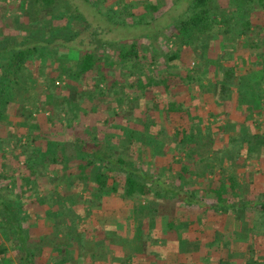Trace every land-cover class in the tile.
Masks as SVG:
<instances>
[{"label": "trees", "instance_id": "16d2710c", "mask_svg": "<svg viewBox=\"0 0 264 264\" xmlns=\"http://www.w3.org/2000/svg\"><path fill=\"white\" fill-rule=\"evenodd\" d=\"M6 1L0 0V3ZM224 1L225 5L221 6ZM224 1L219 0V5L215 6L214 0H191L184 14L173 24L177 42L192 48L196 54L198 45L206 46L201 53L204 55L209 42L218 39L213 33L215 27L223 42L235 40V15L245 18L240 23L239 35L235 36L249 34V18L257 10L264 11V0ZM57 5L58 0H29L24 10L25 19L28 23L36 24L41 30L38 31L39 35L33 33V29L26 24H17L19 36L6 35L2 25L0 27V150L9 147V141L15 138L16 130L6 138L1 136L2 128L12 125L9 116L14 111H21L20 118L23 121L18 126L29 128V134L17 152L11 150L14 153L10 156L4 152L0 156V241L3 238L10 245L4 246L0 242V264L13 262L11 253L16 257L17 264H42L43 261L44 264H70L75 255L80 253H86L93 264H99L106 255L89 249L92 243L90 236L94 238L96 234L86 233L82 228L81 221L84 218L81 216L85 210L83 204L91 205L106 194L123 200L144 202L149 210L147 223L158 220L157 217H164L166 231L171 235L179 229L178 214L191 209L195 212L192 214L193 219L182 218L187 225L191 223L198 227L199 231L208 224L217 228L223 220L233 232L234 244L242 246L244 250L241 254L244 264H264V235L256 232L259 223H264V181L251 188V183L247 186V181L239 180V172L245 175L243 163L241 167L228 166L230 170L223 168V162L230 158H222L220 151L214 149L216 134L220 137L223 134L219 124H215L217 130L211 132L207 128L199 129L195 123L178 126L171 122V117L188 116L186 108L177 104L175 98L169 99L176 94L173 92L175 87L181 84L194 82L202 93L209 89L217 99L228 97L238 80L235 65H223L230 57L222 53L216 59L214 87L206 90L205 86L199 84L197 72L183 78L171 70L173 62L178 59L177 53L164 57L161 74L152 75L149 72L143 76L140 70L143 55L135 39L127 50L121 51L120 47L115 46L113 50L116 51L117 61L111 64L113 68L117 69L123 64L129 66L130 70L138 68L134 86L140 90L148 89L149 94L158 98V103L153 105L156 111L144 105V114H133L126 126H117L119 132L111 131L100 136L97 126H89L88 119L83 118L88 112L80 111L79 105L87 101L91 107H96L98 99L107 98L102 90L107 72L97 68L100 60L96 59L98 52L71 49L67 41L72 39L54 42L53 37L60 32L57 28L47 26L44 35L40 34L45 28L43 19L57 18L53 14ZM151 7L156 9L153 5ZM109 12L112 16L117 14L111 10ZM80 22L84 23V20ZM118 42L120 44L122 41ZM259 42L261 40L257 39L256 43ZM256 43L251 42L247 47L252 51L255 49L258 58L264 63V50L259 54V44ZM57 47L81 53L75 71L65 68L51 54ZM113 50L110 48L111 53ZM101 57L103 59L104 56ZM200 58L202 60L204 57ZM51 60H55L53 66L59 72L55 77L57 79L61 76H65L66 80L81 76L89 78L80 88L81 93L67 91L68 98L54 97L51 87L56 88L55 78L48 75L44 79L41 77L43 67L48 65L47 62H53ZM131 77L129 73L110 79V86L116 88L121 84L132 88ZM40 81L45 85L44 91L36 89ZM32 94H35L33 101ZM39 96L49 100L44 107L37 104ZM118 106L119 99L103 104L104 109L110 107L112 111L117 110ZM41 109L48 110L52 116L49 122L56 124L55 115L60 127L65 129L63 138L53 139L51 131L44 133L45 137L41 136L34 118ZM109 123L111 121L106 119L105 124ZM252 125L257 127V132L253 134L247 130L248 136L243 133L240 139L244 152L240 156H251L249 149L252 147L257 150L264 148V125L257 120ZM235 140L239 141L234 136ZM235 145L240 148L238 142ZM181 153L183 160L178 158ZM13 159L16 160L15 165H12ZM3 161L10 163L4 164ZM20 163L23 164L20 166ZM46 175H51L56 184L50 193L42 181ZM193 177L203 178L204 181L196 187ZM62 180H66L67 188L63 187L59 191L57 184ZM80 193L87 195V203L81 200ZM206 195L212 197L209 204L205 202ZM213 217H216L214 221ZM44 221L50 222L48 226ZM40 222L41 226L38 225ZM34 223L39 229L33 235L31 227ZM216 241L214 239L211 244L217 245L221 252L231 247L226 240ZM228 253L232 255L236 252L232 250Z\"/></svg>", "mask_w": 264, "mask_h": 264}, {"label": "rangeland", "instance_id": "374dc122", "mask_svg": "<svg viewBox=\"0 0 264 264\" xmlns=\"http://www.w3.org/2000/svg\"><path fill=\"white\" fill-rule=\"evenodd\" d=\"M190 1L191 0H58L57 8L53 11V14L56 15L57 18L43 19V25H45V28L44 30L42 29L40 34L44 35L47 31V26H50V28H57L60 32L53 37L55 40L54 42H62L65 39H72L71 41H67V44L71 49L98 52L96 55L98 57L96 59L100 60L97 64V68L100 70L105 69V72H107V80L104 81V84L101 83L103 84L102 90L107 98L104 97L106 98L105 100L98 99L96 107H91L87 101L81 102L79 109L82 112H88L87 116L83 118H85V120L88 119L90 122L89 126H97L96 128L100 136L108 134L111 131L119 132L117 126H126L127 119H131L133 114H144L142 111V106L144 105H147L153 112L156 111V108L153 105L158 102L156 96L147 92L148 89L142 88L143 90H140L141 88L139 89L135 87L136 85L134 86L137 79L136 75L138 68L130 70L129 66L124 64L117 69L113 68V65L111 64L117 61L116 51L115 49L113 50L115 46L120 47L121 51L127 50L129 44L133 42V38L135 39L134 41L138 44L139 51L141 55H143L140 66L143 76H147L149 72L152 75L161 74L162 68H164L165 64L164 57L177 53L178 59L173 62L171 70L175 72L178 77L183 78L190 75L192 76L197 72V76L200 78L199 84L202 86H205L207 83L209 84L210 81L215 82L213 72H208L205 68L209 67L210 70L214 68L217 69L215 65V62H217L216 59L221 56L223 50L228 48L231 53L230 59L223 62V65L230 66L231 64H234L238 80L237 86L232 89L231 93L226 98L228 101L225 107L226 112H220L221 109L216 106L217 102L213 100L214 97L211 96V94H208L207 91L206 93H202L198 89V86L194 85V82H186L179 85L177 88L175 87L173 92H177V96L176 98L170 96L169 99L172 100V98H175L174 100H177L178 102L181 101V104L186 102L189 103V106H185V108L190 110L189 115L194 118L192 121L195 120L193 123H195L199 129L204 130L207 128L208 131L214 132L217 130L215 124H219L220 127H222L223 134L221 137L219 136V138L216 134L217 140L215 141V144L221 147L222 158L225 156L230 158L223 162V168L230 170V167L228 166L233 165L241 167L243 163L245 175H242L239 172V180L242 179L247 181V186L251 183V188H254L255 185H260L262 181H264V148L257 150L255 147H252L249 149L251 156L248 154L240 156L242 154L241 152H244L243 146L237 148V145L235 144L236 142L239 143V141H233V138L240 133H246L248 136V131L253 134L256 133L257 131L255 128L257 127L252 125L254 120H257L258 123L264 125V72H262V69H264V63L258 58L255 49L252 51L247 47L249 43H256V40L258 39L261 40V42L256 43L259 44L258 47L260 48L259 51L257 49V52L259 53L264 50V13H262L264 11L261 12L257 10L253 16L251 15L249 18L251 22L249 34L240 35L238 37L235 35H239L241 31L240 23L245 18L235 15V21L233 23L234 28H236V33L234 35L235 40H225L226 42H223L221 36L218 35L217 28L215 27L213 33L216 34L218 39L209 42V48L204 55H201V53L202 50L204 51V48L206 49V46L198 45V50H196L197 55L192 51V48L181 46L179 42H177L176 33L173 28L174 21L177 20L181 14H184L187 4ZM218 1L219 0H214L215 6L219 5ZM28 2L29 0H7L3 4L0 3V27L2 25L4 28V34L9 36H19L16 31L19 28L17 24H26L28 28L33 29V33L39 35L41 30L37 28L36 24L28 23V20L25 19L26 13L24 10L28 6ZM225 2L226 1H224L221 6L225 5ZM152 5L155 6V10L152 9ZM109 10L116 12L117 14L112 16ZM80 20H84V23H81ZM22 35L26 36L27 34L23 33ZM118 41L122 42L119 44ZM236 41L238 42L236 43ZM110 48L114 51L113 53H111ZM71 49L57 47V49H54L52 53H50L53 56L55 55L65 68H70L75 71V66L79 62L81 53ZM101 56H104L103 59ZM200 56H203L204 58L201 60ZM153 57L156 59H153ZM51 61L53 62H47L48 65L43 67L44 71L41 75L42 79L47 75L51 76L53 79L59 75V72L56 71L57 67L53 66L55 60ZM133 71L135 73H133ZM129 73L132 75L130 79V85L133 86L132 88H128L127 86L124 87L121 84H118L116 88L110 86V79H117L118 77H123V75L127 76ZM64 77L65 76H61L60 79L55 78L54 84L56 88L51 87L54 97H67L69 96L66 93L67 91L72 93L78 91L79 94L82 90H80V88H82L85 82L89 80L86 76L72 77L67 80L64 79ZM44 86L45 85L40 81L39 84H36V89L40 88V90L44 91ZM66 87L67 89L65 90ZM109 88L110 90H108ZM144 89L147 93H145ZM199 93H202L201 96L204 100L195 103L194 100L198 97ZM32 97L33 101V99H35V94H32ZM39 99L40 100L37 104L38 106L41 105V107H44L45 103L49 101L48 98L44 96H39ZM116 99H119L120 105L117 110L112 111L110 107H105L104 109L103 104L106 103V101L114 102ZM101 104L102 106H100ZM132 106L135 108H132ZM20 112L14 111L13 114L9 116L12 125L2 128L1 136L3 138H6L8 134H11L12 131L15 130L16 135L14 139L9 141V147L0 150V156L3 152L10 156V154L14 153L10 152L11 150L16 151L20 149L21 142H25V138L27 134H29V128L27 126H18L23 121L20 118ZM234 113H236L235 115H237V117H235ZM115 114H120V116H115ZM160 115L161 114L159 113L158 116ZM34 118L35 123L38 124L39 132L42 134L41 136H44V133L47 134L48 131H51L50 136L53 139L57 140L63 138L65 129L60 127V123L57 121L55 115L53 116L54 120H56L54 122L58 123L55 124L49 122V119L52 118V116L48 110L41 109L39 113L34 115ZM171 118L173 125H185L182 124L183 120L181 118ZM106 119L110 120L111 123L108 125L105 124ZM196 119H199V122H197ZM12 126L15 128L14 130L12 129ZM36 133L38 134V132H35V134ZM178 158L183 160L182 153L178 155ZM5 162L7 163L9 161H3L4 164H6ZM15 162L16 160L11 164L15 165ZM215 163L216 161H214V164ZM22 164L23 163H20L19 165L21 166ZM197 165L200 166V163L197 162ZM192 179L194 180V185L196 187L204 181L203 178L198 179L193 177ZM37 181H39V179ZM42 181L48 188L49 193L53 189L52 186L54 187L56 185L51 179V175L42 177ZM62 184H66V180H62L61 183L57 184L59 191L64 187ZM119 199L120 198L117 200ZM205 200L206 204H209L212 197L206 195ZM113 202L117 201L112 199L109 200L108 198L105 199V207L110 209V211L112 209L116 210L117 208L118 210V208H120ZM128 204L130 205L131 211L135 213V219L131 221H135L136 223L144 221L149 211L145 203L142 201H131ZM102 210L103 216L106 213H109L104 211V205ZM194 213L193 209H191L186 213L178 214V225L179 230L184 227L181 231L184 233L187 231L189 234L191 240L189 242L190 244L186 245L187 247L185 246L184 248H188V250L196 253L194 257L195 260L201 258L206 259L207 262L209 260V254H207L206 257L199 254V251H197L199 249L198 244L201 243L200 245H205L210 240L212 242L215 239L220 242L223 239L231 244V247L228 249L229 251L221 252L220 250L212 251L211 249L212 256L219 260L218 264H244L245 260L241 256L244 250L242 246L234 244L233 232L232 230L230 231V227H228V225L222 220L221 225L217 228H213L212 225L210 226L208 224L203 231H199L195 225H192L191 223L187 225L182 218V216H185L193 219L194 215L192 214ZM100 216V214L97 215V217ZM117 216L118 219L117 217L114 219L116 222L121 218L119 213H117ZM210 218L211 217H209V219ZM215 219L216 217H213V221ZM165 220L166 218H161L160 227L164 228ZM43 223L48 226L50 222L44 221ZM120 223L119 225L122 226ZM38 225L41 226V222L38 223ZM182 225L184 226L182 227ZM146 226H152V224ZM38 229L39 227L36 223L32 224L31 233L36 234ZM256 232L260 235H264V223H259L256 227ZM184 238H186V235ZM1 242L2 245L6 244L5 246H10L3 238H1ZM207 247L209 249L208 245ZM181 248L182 247H180V249ZM208 249L205 247V252L209 253ZM232 250L236 253L228 255L230 254L228 252H232Z\"/></svg>", "mask_w": 264, "mask_h": 264}, {"label": "crops", "instance_id": "0c3cea01", "mask_svg": "<svg viewBox=\"0 0 264 264\" xmlns=\"http://www.w3.org/2000/svg\"><path fill=\"white\" fill-rule=\"evenodd\" d=\"M222 53H225V56L228 57H230L231 55L230 50L228 48L223 50ZM228 53H230V55ZM205 69L206 71L208 70V72L212 71L213 74L215 72V68L212 70H210L209 67ZM212 83L214 82L210 81L209 84L208 83L205 84L204 88H206L207 90L210 87L211 88L214 87L212 86ZM208 91L207 93L211 94V96L214 97L213 100L217 102L216 106L220 107L221 109L220 112L223 111L226 112L225 107L228 101L226 99L224 100L217 99L215 98L216 96L212 92L210 91L208 92ZM201 94L199 93L198 97L195 98L194 100L195 103L204 100ZM175 95L177 96V92ZM175 101L177 104L182 105L184 108L185 106H189V103L187 102L183 103L186 105H183L181 104L182 103L181 101L180 102H178L177 100ZM186 111L188 112L187 114L188 116L187 118L186 117L181 118L183 120L182 124L195 122V120L192 121L194 118L190 117L189 115L190 110L186 108ZM235 114L236 113H234V115ZM235 117H237V115H235ZM128 120L130 119H127V121ZM196 121L199 122V119H196ZM212 136H214V133L212 134ZM241 136H243V133L242 134L240 133L235 136V138L239 139V143H238L239 147L243 146L241 142L242 140L240 139ZM214 149L217 150L218 152L220 151V153L222 152L221 147L218 145H216ZM63 186L66 189L67 183L64 184ZM82 194L83 193H80V195L82 196L81 200H83L84 203H87L88 202L87 199L88 197H86L87 195L85 194L82 195ZM107 198L109 200L112 199L117 201L113 203H116L120 208H118V210L117 208L116 210L112 209L111 211L110 209L106 208L105 207L106 203L104 202L105 199ZM117 199L118 197H115V195L106 194L100 196V198L94 201V203H92L91 205L83 204L85 210L82 211L83 215L81 216L82 218H84L81 221V223L83 224L82 228H84L86 233L90 235L92 233L96 234V237L94 238L90 236V240L92 241V243L91 246H89L90 247L89 249L96 250L98 254L99 252H102L104 255H106V258L103 259L99 264H218L219 260L216 259V257L212 256L211 249L212 251H216L220 249L219 247L217 248V245L215 247V244L211 245V240L209 241L210 243L209 242L207 244L203 243L205 245H200L201 243L198 244L199 249L197 250L199 251V254L203 255V257H206V255L209 254L208 262L204 258L195 260L194 257L196 253H193L194 251L188 250V248H184L186 245H189L190 244L189 242L191 241L188 232L186 231L184 233L181 231L184 229L183 227L184 225H182L183 228H180L181 230L177 228L178 231L176 233H172L171 235L166 231L165 224H164V228L160 227L161 218L164 217H157L158 220L150 222L149 224H152V226H146L149 225L147 223L148 215L145 218V220L142 222L139 223H136L135 221L132 222L135 219V213L131 211L130 205L128 204L131 201L123 200V199L117 200ZM92 201L93 200H91V202ZM103 205H104V211L109 212L106 213L104 216L102 210ZM117 213L121 215V218L120 220H118V222L114 220L116 217L118 219ZM99 214L101 216L97 217V215ZM123 220H126L128 222ZM119 223L122 224V226H120ZM197 230H199L198 227ZM185 235L186 238H184ZM207 245L209 246V249ZM180 247L182 248L180 249ZM205 247L209 250V253L205 252L204 250ZM12 254L13 253L10 254V258L13 260L11 264H17L16 257L14 256V254L13 255ZM44 263L45 261H43L42 264ZM70 264H93V263L90 257L86 253H80L75 255L74 259L71 261Z\"/></svg>", "mask_w": 264, "mask_h": 264}]
</instances>
